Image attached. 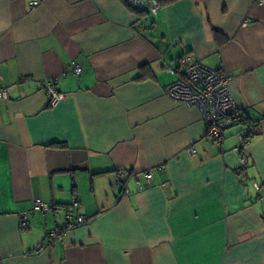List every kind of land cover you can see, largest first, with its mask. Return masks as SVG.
<instances>
[{
	"label": "crops",
	"instance_id": "obj_1",
	"mask_svg": "<svg viewBox=\"0 0 264 264\" xmlns=\"http://www.w3.org/2000/svg\"><path fill=\"white\" fill-rule=\"evenodd\" d=\"M161 3L0 0V264H264V0ZM185 53L231 74L254 135L216 142L165 94ZM69 209L88 220L49 241Z\"/></svg>",
	"mask_w": 264,
	"mask_h": 264
},
{
	"label": "built area",
	"instance_id": "obj_2",
	"mask_svg": "<svg viewBox=\"0 0 264 264\" xmlns=\"http://www.w3.org/2000/svg\"><path fill=\"white\" fill-rule=\"evenodd\" d=\"M133 9L145 12L148 15L156 17L162 7L160 0H124ZM263 1V0H261ZM38 1H32L34 7ZM83 68L75 64L72 72L80 75ZM168 71L178 73L179 76L172 83L168 84L164 92L174 101L196 106L200 109L207 124V136L216 142H219L225 136L227 129L239 125L245 116V110L239 106L231 89L232 76L225 70L215 69L207 66L190 53H185L179 60V67H169ZM44 88L49 98V105L55 106L64 97V94L58 89L57 79H47L44 82ZM9 91L6 88H0V99H7ZM242 125V124H241ZM248 127V125L243 124ZM244 136L241 138V145L244 144ZM191 153L196 150L191 148ZM153 171L145 173L144 177L138 180L139 188L144 189L153 181ZM78 204V202H74ZM34 208L49 212L51 206L37 199ZM87 217L69 209L66 214L64 227H54L47 231L49 241L62 240L68 230L75 229L87 221ZM23 227L29 225V217L24 213L21 218ZM45 249V245L37 248V251ZM2 260L0 259V263Z\"/></svg>",
	"mask_w": 264,
	"mask_h": 264
},
{
	"label": "trees",
	"instance_id": "obj_3",
	"mask_svg": "<svg viewBox=\"0 0 264 264\" xmlns=\"http://www.w3.org/2000/svg\"><path fill=\"white\" fill-rule=\"evenodd\" d=\"M161 1H170V0H160V2ZM239 123L242 125L243 124L248 125L245 136L247 135L248 137H251L257 132L256 126L254 125V123L249 121L248 116L246 114Z\"/></svg>",
	"mask_w": 264,
	"mask_h": 264
}]
</instances>
